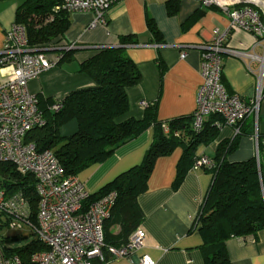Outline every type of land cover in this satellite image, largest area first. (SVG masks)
Masks as SVG:
<instances>
[{"label":"crops","instance_id":"obj_1","mask_svg":"<svg viewBox=\"0 0 264 264\" xmlns=\"http://www.w3.org/2000/svg\"><path fill=\"white\" fill-rule=\"evenodd\" d=\"M167 0H119L103 15V22L90 28L92 14L71 12L70 25L64 33L73 52L55 66L28 81L29 92L37 98L63 99L68 93L94 85L92 79L79 71V64L101 47H117L121 36H132L136 43L126 46V54L140 71V81L127 88L129 109L122 119H140L144 104L156 102V117L167 121L192 114L196 106V92L201 83L198 46L210 44L212 30L228 29L225 11L216 5L202 6L199 0H178V11L167 15ZM21 1L0 0V31L12 20ZM259 12L264 11V0L247 1ZM15 5V6H14ZM153 20L160 32L156 40L147 28ZM255 36L242 30L227 37L226 46L261 54L260 46L253 47ZM259 51H256V50ZM185 56L180 58V53ZM259 63L221 53L220 81L229 93L249 101L254 98L260 77ZM262 96L257 109V132L264 136V73L261 78ZM218 136L208 144H200L197 154L214 159L220 142L234 137L232 128L221 124ZM76 129L71 120L59 131L63 136ZM255 117L242 124L236 149L227 155L229 161H242L254 156ZM153 139L150 126L136 138L117 148L106 160L82 171L77 178L94 193L117 175L142 162ZM183 148L158 157L147 181L146 191L137 197L143 218L139 227L144 231V245L134 254L113 258L108 253L107 264H136L142 254L155 264H203L199 249L201 236L197 228L190 231L211 181L210 171L188 168L178 187H173L176 165ZM264 170L263 148L260 149ZM231 264H264V229L256 237H231L226 241Z\"/></svg>","mask_w":264,"mask_h":264},{"label":"trees","instance_id":"obj_2","mask_svg":"<svg viewBox=\"0 0 264 264\" xmlns=\"http://www.w3.org/2000/svg\"><path fill=\"white\" fill-rule=\"evenodd\" d=\"M62 2L23 0L14 16V21L25 27L28 46L33 49H52L60 56L59 61L70 58L73 52L68 49L69 43L64 35L70 25L69 13L55 8ZM165 7L167 15L176 14L178 0H167ZM146 24L152 36L159 40L160 32L153 20H147ZM135 43L134 37L121 36L117 47L98 48L80 62L79 71L92 79L94 85L68 93L60 99L62 108L58 111L51 109L57 100L39 98L38 106L45 124L33 128L25 137L38 151H52L64 174L77 177L85 169L102 163L117 148L136 138L148 127L153 128V139L142 162L120 173L98 191L90 193L86 201L93 202L111 191L116 194L110 216L104 222V239L108 247L125 244L131 233L139 227L143 214L137 197L146 191L155 160L172 153L177 147L183 148L173 181V187H178L198 155L197 146L217 138L218 126L215 121L221 120L217 115H210L203 129L195 133L191 128L192 114L160 121L156 117V102L144 105L140 119H122L129 109L126 90L140 81V71L125 51L126 46ZM71 120L76 122L75 131L70 135H61L60 127ZM243 122L238 134L219 143L214 156L216 166L210 172L209 187L190 227V231L197 228L201 236L199 249L203 264H231L226 241L231 237H256L264 229V170L261 159L260 169L255 156L242 161L226 159L236 149L237 139L243 133ZM163 126L167 127V132H164ZM0 185L22 192L35 213L37 196L33 175H20L11 163L0 162ZM8 241L6 237H0L4 254L17 255L22 264H32L31 253L44 249L37 239L18 249L8 248Z\"/></svg>","mask_w":264,"mask_h":264},{"label":"built area","instance_id":"obj_3","mask_svg":"<svg viewBox=\"0 0 264 264\" xmlns=\"http://www.w3.org/2000/svg\"><path fill=\"white\" fill-rule=\"evenodd\" d=\"M119 0H63L56 6L68 12L92 14L89 27L103 22L108 8ZM202 6L216 5L228 15V29L212 30L210 44L198 46L200 53L201 83L196 92V106L192 112L191 128L195 133L203 129L210 115L221 118V124L232 128L233 135L240 131V124L248 117H255L256 163L260 169V149L264 136L257 132V109L262 96L261 78L264 73V11L252 8L247 1L199 0ZM242 30L255 36L253 44L260 46L262 53L241 48L225 47L227 37ZM0 50V162L11 163L20 175L31 174L35 178L34 191L37 196L35 213L29 199L20 191H12L0 185V224L9 229L28 227L44 247L30 255L32 264H107L104 249L113 258L134 254L144 245V231L136 228L125 244L119 247L106 246L104 222L109 218L116 194L111 191L93 202L86 203L90 192L72 175L64 174L57 158L50 150L38 151L32 142L25 140L29 131L43 126L45 119L38 106V98L29 92L27 83L43 71L55 66L60 56L52 49H33L27 44L25 27L13 20ZM259 63L260 77L254 98L246 101L235 93H229L220 81L221 53ZM185 51L180 53V58ZM144 105L146 103H143ZM62 108L57 100L53 111ZM219 126V123H216ZM164 132L167 127L163 126ZM175 135H178L175 132ZM213 158L198 154L192 169L213 171ZM264 198V192L262 191ZM2 216L5 223L1 222ZM1 237V236H0ZM0 264H22L17 255L6 256L0 244ZM136 264H155L142 254Z\"/></svg>","mask_w":264,"mask_h":264},{"label":"rangeland","instance_id":"obj_4","mask_svg":"<svg viewBox=\"0 0 264 264\" xmlns=\"http://www.w3.org/2000/svg\"><path fill=\"white\" fill-rule=\"evenodd\" d=\"M16 1H23V0H16ZM15 6V5H14ZM12 20L0 31V50L3 49V42L5 40L6 33L11 30L12 27ZM256 51H259L258 49ZM59 62V61H58ZM260 153V159L261 158ZM1 222L5 223V218L2 216ZM0 236L6 237L9 241L6 243V246L10 249H18L25 247L33 240H35V236L30 232L29 228L24 226L22 229H9L5 224H0Z\"/></svg>","mask_w":264,"mask_h":264},{"label":"bare ground","instance_id":"obj_5","mask_svg":"<svg viewBox=\"0 0 264 264\" xmlns=\"http://www.w3.org/2000/svg\"><path fill=\"white\" fill-rule=\"evenodd\" d=\"M222 1L228 2L230 0H222ZM243 1H255V0H243Z\"/></svg>","mask_w":264,"mask_h":264}]
</instances>
